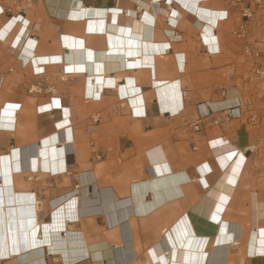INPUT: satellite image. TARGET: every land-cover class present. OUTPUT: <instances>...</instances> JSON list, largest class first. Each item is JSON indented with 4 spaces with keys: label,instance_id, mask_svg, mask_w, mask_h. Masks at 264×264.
<instances>
[{
    "label": "crops",
    "instance_id": "crops-1",
    "mask_svg": "<svg viewBox=\"0 0 264 264\" xmlns=\"http://www.w3.org/2000/svg\"><path fill=\"white\" fill-rule=\"evenodd\" d=\"M236 2L0 0V124L14 112L0 126V165L16 194L37 199L45 249L24 264H67L81 246L103 257L73 264H163L174 246L172 264H264V142L243 121L250 112L195 129L206 107L243 96ZM262 36L257 8L247 41ZM38 80L53 100L28 93ZM52 226L64 253L44 243Z\"/></svg>",
    "mask_w": 264,
    "mask_h": 264
},
{
    "label": "bare ground",
    "instance_id": "bare-ground-1",
    "mask_svg": "<svg viewBox=\"0 0 264 264\" xmlns=\"http://www.w3.org/2000/svg\"><path fill=\"white\" fill-rule=\"evenodd\" d=\"M196 1L197 0H194V2H196ZM71 71H72V69H71ZM10 115H14V112L4 111V114L2 116V120L4 122H2L0 124L1 127L6 128L10 125V123H7V118H9ZM231 154H234V153H231ZM231 159H232V157H231ZM20 170H22L21 167L12 166V172L13 173H14V171H20ZM232 175H234V174H232ZM235 176H236V174H235ZM169 178H171V177H169ZM12 188H13V186H12L10 178L6 176V173L2 172V167L0 165V223H1V227L4 228V229L2 228L3 232L1 235L4 234L3 237L5 240H7L5 248L8 251L7 255L10 257L8 264H24L25 261L30 258L31 254H33L34 252H37V251L41 252L40 254H42V251L45 250L43 248V246H41V244H43V241L39 242L37 239V233H38V227H39L38 207H37L38 203H37V199L35 197H33V196L28 197L27 195L24 196V194H21V195L16 194V192L13 191ZM134 200L136 202L135 204H137V205L140 204L139 208H137V213H145L146 211H142V209L140 208L143 204H146L144 200L141 201L142 200L141 196L135 197ZM263 201H264V196L263 195L258 196L259 208H264ZM222 202H223V200H222ZM146 206H147V210L149 211L150 210L149 208H151L149 206H152V205L150 204V205H146ZM140 209H141V211H140ZM151 210H152V208H151ZM137 213H136V215H137ZM61 216H62V214H59L55 218L56 221H61ZM54 229H57V228L56 227L54 228L52 226L49 229V232L47 231V233L45 235L46 240L44 243H46V244L49 243L51 245L53 244L50 248V250L52 252H58L59 251V252L64 253L66 248H64V246L60 247V243H59L60 235L58 233H53ZM257 236H258V231L254 232V235L252 237L251 250L250 251H251V254H253V255H255L256 251H257ZM74 250H75V252H74ZM74 250L72 252V254L74 253V258H72V260L69 259L67 264H73V263H76L78 261H82V259L84 260L87 255L89 257L93 255L91 258H94L95 260H101L103 257V254L101 252L102 250L100 251V249H98V248H92V255L90 253V248L88 246H87V252L88 253H86L84 246H81L80 248L74 249ZM174 252H178V247L174 246V247H171L170 249L163 250L162 253L165 257V258H163V260L165 259L164 260L165 263H163V264H172L171 258L173 256ZM152 255H153V252H152ZM156 255H157V257L155 259L157 261H160L161 259H160V257H158L159 256L158 252L156 253ZM37 259H39V258H37ZM85 261H86V259H85ZM36 263L37 262H35V263L33 262V264H36ZM78 264H80V263H78ZM95 264H103V263L96 261Z\"/></svg>",
    "mask_w": 264,
    "mask_h": 264
},
{
    "label": "built area",
    "instance_id": "built-area-1",
    "mask_svg": "<svg viewBox=\"0 0 264 264\" xmlns=\"http://www.w3.org/2000/svg\"><path fill=\"white\" fill-rule=\"evenodd\" d=\"M239 4H242L243 7L240 9V15L242 18L241 24L237 27V29L234 31V35L236 38L242 42V52L252 58L254 63V77L256 79L259 95H260V104L262 107V112L264 115V36H262L258 41H256L255 44L249 43L248 40V26L249 22L254 18L255 16V9L261 8L264 9V0H238ZM71 75L70 72L64 71L62 75L60 76V81L62 83L67 82L69 76ZM47 92L50 95H52L50 100H53L55 97L56 89L52 85L50 87L45 86V82L43 81H35L32 83L28 88L29 94H42L43 92ZM249 101L247 98L239 95L237 97V103L236 107L234 108H228L225 110L220 111H214L210 107H206V110L202 113H200L199 116V123L195 125L196 131L202 130V124L205 120L213 117L216 113H222L224 115L223 121H228L231 119H237L240 117L241 110H246L247 106H249ZM205 106V105H201ZM237 110L239 111L238 114H233V112ZM258 119L257 115H251L249 117V120L251 122H256ZM222 121L213 119L209 121V123L212 126H219ZM46 264V263H44Z\"/></svg>",
    "mask_w": 264,
    "mask_h": 264
},
{
    "label": "rangeland",
    "instance_id": "rangeland-1",
    "mask_svg": "<svg viewBox=\"0 0 264 264\" xmlns=\"http://www.w3.org/2000/svg\"><path fill=\"white\" fill-rule=\"evenodd\" d=\"M238 48H240V43H238ZM234 58L235 57L233 56V59ZM237 63L238 88L242 91L243 97L247 98L250 104L246 109L248 110V112H250V114H248L246 119H244L243 121L248 124L249 130L253 132L255 141L260 142L263 139L264 142V115L260 104L258 85L254 75L252 74L250 57L243 55L242 51H240L239 49ZM253 114L258 116L256 122H251L248 118ZM0 264H4V262L0 261ZM38 264H44V262Z\"/></svg>",
    "mask_w": 264,
    "mask_h": 264
}]
</instances>
